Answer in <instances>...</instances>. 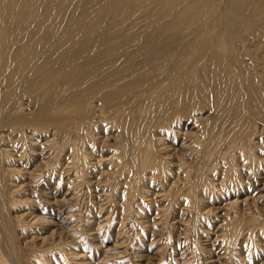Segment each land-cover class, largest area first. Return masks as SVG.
Listing matches in <instances>:
<instances>
[{"label": "rangeland", "instance_id": "374dc122", "mask_svg": "<svg viewBox=\"0 0 264 264\" xmlns=\"http://www.w3.org/2000/svg\"><path fill=\"white\" fill-rule=\"evenodd\" d=\"M0 264H264V0H0Z\"/></svg>", "mask_w": 264, "mask_h": 264}, {"label": "bare ground", "instance_id": "6f19581e", "mask_svg": "<svg viewBox=\"0 0 264 264\" xmlns=\"http://www.w3.org/2000/svg\"><path fill=\"white\" fill-rule=\"evenodd\" d=\"M158 8H159V7H158ZM249 159H250V158H249ZM13 172H15L14 169H12V171H9V172H7V173H11V174H12ZM14 174H15V173H14ZM14 174H13V175H14ZM16 174H19V173H16ZM16 174H15V175H16ZM17 176H18V175H17ZM62 230H63V229H62Z\"/></svg>", "mask_w": 264, "mask_h": 264}]
</instances>
